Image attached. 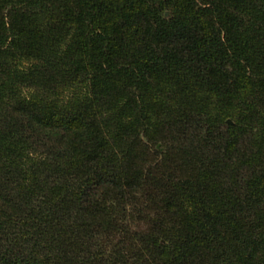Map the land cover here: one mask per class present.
I'll return each instance as SVG.
<instances>
[{
	"label": "trees",
	"instance_id": "1",
	"mask_svg": "<svg viewBox=\"0 0 264 264\" xmlns=\"http://www.w3.org/2000/svg\"><path fill=\"white\" fill-rule=\"evenodd\" d=\"M0 264H264V0H0Z\"/></svg>",
	"mask_w": 264,
	"mask_h": 264
},
{
	"label": "water",
	"instance_id": "2",
	"mask_svg": "<svg viewBox=\"0 0 264 264\" xmlns=\"http://www.w3.org/2000/svg\"><path fill=\"white\" fill-rule=\"evenodd\" d=\"M229 122H231V120H229Z\"/></svg>",
	"mask_w": 264,
	"mask_h": 264
}]
</instances>
